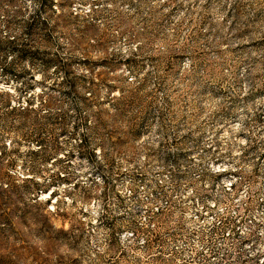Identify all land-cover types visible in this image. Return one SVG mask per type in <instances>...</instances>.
Returning a JSON list of instances; mask_svg holds the SVG:
<instances>
[{
	"label": "rangeland",
	"instance_id": "obj_1",
	"mask_svg": "<svg viewBox=\"0 0 264 264\" xmlns=\"http://www.w3.org/2000/svg\"><path fill=\"white\" fill-rule=\"evenodd\" d=\"M43 2L0 0L2 48ZM52 8L53 64L0 51V109L48 105L0 111V264H264V0ZM125 80L143 112L76 133Z\"/></svg>",
	"mask_w": 264,
	"mask_h": 264
},
{
	"label": "trees",
	"instance_id": "obj_2",
	"mask_svg": "<svg viewBox=\"0 0 264 264\" xmlns=\"http://www.w3.org/2000/svg\"><path fill=\"white\" fill-rule=\"evenodd\" d=\"M46 1V2H45ZM53 0H44L43 4L34 11L33 15L30 17L29 21L25 24V29L23 31L24 38L18 41L17 37H5L4 47L1 46L0 41V51H6L8 54H17L19 57L28 56L30 59H35L40 62H44L46 65H51L55 62V57H48V52H40V56H37L38 48L41 47L40 43H36L35 37L38 36L43 30L46 29L47 17H43V13L50 12V15H54L55 11L52 8ZM48 12V13H49ZM44 44L47 43V39H44ZM48 57V58H47ZM126 82V80H125ZM140 83H127L121 86L118 89V94L116 96L111 93L108 94V109L99 111L97 113H90L91 102L87 98H82L78 103H75L72 110L75 117L74 127L76 128V133L78 132V127H84L86 129L92 128L95 129H108L111 128L114 124L117 123L118 119H121L124 115L128 114V111H131L132 108H136L137 113H141L144 110V106L139 99V92L141 90ZM28 101V100H27ZM81 106V107H80ZM46 108L48 105L40 102L39 111L41 108ZM36 108H33L31 103L27 102L25 105L18 104L17 106H11L10 104H5L3 108L0 109L1 112H4V115L8 113H13L16 117H27L29 114L37 116L39 111ZM264 107L260 112L254 113V118L257 119ZM49 115L46 119H49ZM90 118L92 121H90ZM142 119V118H140ZM50 125H55V119L50 118ZM92 122V126L90 127ZM112 125V126H111ZM134 125V124H132Z\"/></svg>",
	"mask_w": 264,
	"mask_h": 264
}]
</instances>
